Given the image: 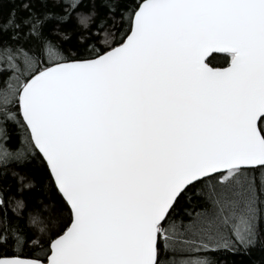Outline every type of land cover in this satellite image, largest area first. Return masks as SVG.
Returning a JSON list of instances; mask_svg holds the SVG:
<instances>
[{
  "label": "snow or ice",
  "instance_id": "6c2138e0",
  "mask_svg": "<svg viewBox=\"0 0 264 264\" xmlns=\"http://www.w3.org/2000/svg\"><path fill=\"white\" fill-rule=\"evenodd\" d=\"M0 264H264V0H0Z\"/></svg>",
  "mask_w": 264,
  "mask_h": 264
},
{
  "label": "trees",
  "instance_id": "16d2710c",
  "mask_svg": "<svg viewBox=\"0 0 264 264\" xmlns=\"http://www.w3.org/2000/svg\"><path fill=\"white\" fill-rule=\"evenodd\" d=\"M217 66H223L222 64H218ZM31 166H26V170H29Z\"/></svg>",
  "mask_w": 264,
  "mask_h": 264
}]
</instances>
